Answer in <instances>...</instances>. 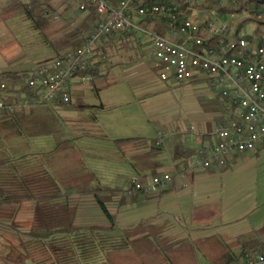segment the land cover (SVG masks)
Segmentation results:
<instances>
[{"label": "crops", "instance_id": "obj_1", "mask_svg": "<svg viewBox=\"0 0 264 264\" xmlns=\"http://www.w3.org/2000/svg\"><path fill=\"white\" fill-rule=\"evenodd\" d=\"M72 3L78 10L73 0ZM83 13L86 16L87 12ZM83 18L77 21L69 18L68 24L72 27L66 31L82 25ZM93 26L87 29L81 26L78 37L83 38ZM141 26L166 33L165 23L158 18ZM63 32V29L54 31L53 38ZM144 49H148L151 55L150 42L141 32L133 33L130 39L118 33L98 41L94 48L96 75H91V80L84 84H72L70 103L51 106L68 117L76 116V120L68 124L73 136H64L54 148L36 154L20 153L16 148L19 143H8L10 149L4 156L7 161L0 166V185L16 194L32 192L40 195L58 190L60 195L67 194L71 207H76L74 225L110 227V220L101 211L94 193L88 191L90 188L80 193V182L70 185L62 182L63 167L58 162L57 152L63 144L83 136L84 130L90 134L104 132L113 142L124 138H145L139 130L142 125H151L155 121L147 115L158 114V110L153 101L151 81L145 74L148 69L141 56ZM132 58L136 61L134 65L127 63ZM183 87L194 95L199 94L201 100L194 104L192 110L178 117H155L161 125L168 126L164 134L155 139L161 142L159 152L148 154V148L135 140L121 143L125 151L131 149L141 158L139 166L131 163L137 173L133 178L146 181L151 175L167 172L172 180L166 189L149 196L139 193L126 197L123 189L117 195L114 188L103 185L109 190L99 193L103 194L104 204L112 216L115 233L131 230L133 236L128 248L107 251L102 261L96 264H213L225 253L224 261L235 259L237 262L238 259L239 262L243 248L238 238L252 236L264 243V210L256 203L253 192L244 185L247 173L243 172L249 170L257 159V150L264 145L230 155L225 165L218 169L188 168L187 160L191 156L200 150L209 151L216 141L213 135L215 127L225 123L226 119L217 96L210 89L203 84ZM85 89L95 92V103L84 102ZM73 98L91 106L80 109L108 113L110 117L103 124L97 121L95 114L91 119L82 117L77 111L79 108L73 104ZM31 113L29 109L23 110L0 118V121L19 120ZM1 126L5 129L8 125ZM5 135L11 136L8 132ZM175 149L184 154L176 156ZM169 157L170 161L166 162ZM34 177L38 182L31 183ZM89 179L80 177L79 181ZM35 210L34 197L0 202V264H16L2 256V245L17 241V237L28 239L26 232L35 225ZM156 239L161 244L158 245Z\"/></svg>", "mask_w": 264, "mask_h": 264}, {"label": "built area", "instance_id": "obj_2", "mask_svg": "<svg viewBox=\"0 0 264 264\" xmlns=\"http://www.w3.org/2000/svg\"><path fill=\"white\" fill-rule=\"evenodd\" d=\"M73 1L79 11L94 10L101 19L79 46L39 62L23 84L10 90L0 81V116L34 106L70 103L72 84L91 80L96 43L118 33L130 39L133 33L141 32L150 42L153 66L161 82L180 87L203 84L221 104L226 122L215 127L216 141L208 152L200 150L187 160L188 168L218 169L230 155L264 145V46H251L243 35L234 37L225 23L216 27L206 20L207 13L215 11L194 10L204 3L225 6L236 4V0ZM146 18L165 20L166 33L142 27L140 21ZM232 41H239V50H232ZM234 55L243 56V63L234 62ZM171 180L167 172L146 181L132 178L123 194L149 196L166 189ZM237 264H264V252L246 251Z\"/></svg>", "mask_w": 264, "mask_h": 264}, {"label": "rangeland", "instance_id": "obj_3", "mask_svg": "<svg viewBox=\"0 0 264 264\" xmlns=\"http://www.w3.org/2000/svg\"><path fill=\"white\" fill-rule=\"evenodd\" d=\"M194 10L196 13L200 10L215 11V14L207 13L206 20L212 22L216 27L225 23L233 31L238 23L242 22L243 17L247 15L245 12L234 13V17L220 16L215 9L202 6H197ZM26 11L36 14L42 13L48 18L50 25L47 29V35L51 39L54 37V31L72 27L68 24L69 18L77 21L78 18L81 19L85 16V13L75 8L72 0H0L1 71L33 69L42 60L56 54L53 48L49 46L45 34L34 26L33 21L26 15ZM255 29L256 26L253 23H248L241 28V33L250 35L254 33ZM254 37H257V33ZM141 56L147 65L148 70L145 71V74L153 87V96H155L153 101L156 104L158 114L155 112L147 115L155 121L151 125H142L139 134L155 141L156 137L159 134H164L168 128L167 125H161L155 117L171 118L186 114L201 99H199V94L194 95L185 87L161 82L153 68L148 49H144ZM135 62L132 58L128 59L127 63L134 65ZM94 99L95 92L85 89L84 102L95 103ZM75 102L76 98H73V104ZM29 110L32 113L28 116H21L19 120L12 118L7 122L0 121V158L7 155V149H10L8 143L11 141L20 144L16 147L20 153L28 151L36 154L44 152L45 149L54 148L64 136H73L68 124L71 120H76V116L68 117L48 105L34 106ZM77 111L79 115L87 119H91L95 114L97 121L101 124L110 117L108 113H97L89 109L79 108ZM2 124L8 126L3 129ZM6 132L10 133L11 136L7 137ZM83 132H85L83 136L59 147L60 151L57 152L59 154L57 158L63 167L62 182L69 185L80 182L78 186L81 185L82 188L87 189L103 188V185H107L114 188L115 194L120 195L129 180L137 176L131 163L139 166L141 164L140 156L135 155L136 152H132L131 149L125 151L121 144L109 140L104 132L97 131L94 134L87 133L88 131L85 130ZM256 156L257 159L252 162L249 170L243 171L247 173L244 177V185L253 192L256 203L262 207L260 209L264 210V148L257 150ZM169 161L170 157L167 158L166 162ZM80 177L85 179L89 177L90 179L79 181ZM262 234L264 235V227Z\"/></svg>", "mask_w": 264, "mask_h": 264}, {"label": "trees", "instance_id": "obj_4", "mask_svg": "<svg viewBox=\"0 0 264 264\" xmlns=\"http://www.w3.org/2000/svg\"><path fill=\"white\" fill-rule=\"evenodd\" d=\"M169 1L178 2L179 0ZM201 6L215 9L220 16L246 12V17H243L242 22L238 23L234 30V37L243 35L251 46H264V0H236V4H229L228 6H221L213 2L212 4L204 3ZM26 12L28 18L33 21L34 26L45 34L49 46L53 48L56 54L79 46L82 42V38L78 37L81 26L84 25L85 29H87L92 25L95 26L101 19V16L94 10H89L82 20V25L75 30L66 31L65 29L62 35L51 39L47 35V29L50 25L48 18L42 13ZM154 19L157 18L143 19L140 24L146 26ZM162 21L166 25V21ZM248 23H253L256 26L254 33H257V37H254V33L250 35L241 33V28ZM96 71V68H92L89 74L92 76L96 75ZM28 72H0V81L6 82L9 89L13 90L16 85L24 83ZM74 106L76 108L91 107L79 98L74 103ZM6 116L8 115H2L0 118H5ZM132 140L147 147L149 149L147 151L148 154L161 150L160 145H156V141L149 138H124L117 139L115 142L121 144ZM181 154L184 153H179L175 149L176 156ZM6 161L4 157L0 158V166L5 164ZM35 181L38 182L36 177L31 178V183ZM86 189L80 188V193L86 192ZM107 190L109 189L106 187L88 189L89 192L94 193L101 211L110 220L111 226L102 228L74 225L76 207H71L67 194L60 195L58 190L55 193L48 192L40 195H33L32 192H29V194H16L11 193V191L0 185V202L18 201L30 197L36 198L35 225L26 232L28 239L17 237V241L2 245V256L16 264H96L102 261L105 252L128 248L133 232L125 230L121 231V233H115L112 216L104 204L103 194L99 193ZM238 241L243 248L242 254L246 251L264 252V243L252 236L240 237ZM156 242L158 245L161 244L159 239H156ZM226 255L227 253L223 256ZM223 256L214 260L213 264H237L238 262V259L237 262L235 259L224 261Z\"/></svg>", "mask_w": 264, "mask_h": 264}, {"label": "bare ground", "instance_id": "obj_5", "mask_svg": "<svg viewBox=\"0 0 264 264\" xmlns=\"http://www.w3.org/2000/svg\"><path fill=\"white\" fill-rule=\"evenodd\" d=\"M232 50H239V41H232ZM234 62L243 63V56L234 55Z\"/></svg>", "mask_w": 264, "mask_h": 264}]
</instances>
